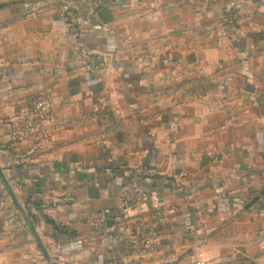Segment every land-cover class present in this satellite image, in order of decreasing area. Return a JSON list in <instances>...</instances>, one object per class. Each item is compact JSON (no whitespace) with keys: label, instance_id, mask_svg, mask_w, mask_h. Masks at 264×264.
<instances>
[{"label":"crops","instance_id":"0c3cea01","mask_svg":"<svg viewBox=\"0 0 264 264\" xmlns=\"http://www.w3.org/2000/svg\"><path fill=\"white\" fill-rule=\"evenodd\" d=\"M263 21L264 0H0V264L51 263L32 227L58 264H197L199 239L205 264H264ZM132 178L174 210L154 255L86 223Z\"/></svg>","mask_w":264,"mask_h":264},{"label":"built area","instance_id":"2783aa9c","mask_svg":"<svg viewBox=\"0 0 264 264\" xmlns=\"http://www.w3.org/2000/svg\"><path fill=\"white\" fill-rule=\"evenodd\" d=\"M264 29V21H263ZM55 120L54 104L50 97L41 96L29 102V116L22 129L24 136L38 143L50 138L48 126ZM19 132H14L13 139H19ZM173 209L164 204L152 205L150 193L136 178L125 181L119 189V204L115 211L104 210L86 220L93 231L106 229L107 222L113 220L118 228L127 232L124 245L126 252L132 256L154 255L161 250L160 229L167 223ZM186 231L189 233V229ZM204 240H197L194 254L197 264H205L203 260Z\"/></svg>","mask_w":264,"mask_h":264},{"label":"water","instance_id":"95a60500","mask_svg":"<svg viewBox=\"0 0 264 264\" xmlns=\"http://www.w3.org/2000/svg\"><path fill=\"white\" fill-rule=\"evenodd\" d=\"M31 230H32L33 235H34V237H35V239H36V241H37V243H38V246H39V248L41 249V251H42L43 255L45 256V258L51 262L50 264H58L57 262L52 261L51 258L49 257V255H48V253H47L45 247L43 246V244H42V242H41V240H40L38 234H37L36 231H35V228L32 227Z\"/></svg>","mask_w":264,"mask_h":264}]
</instances>
